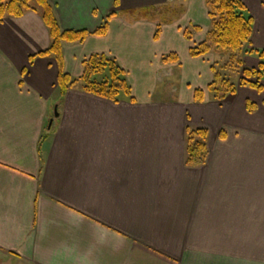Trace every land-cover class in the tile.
<instances>
[{"label":"crops","instance_id":"0c3cea01","mask_svg":"<svg viewBox=\"0 0 264 264\" xmlns=\"http://www.w3.org/2000/svg\"><path fill=\"white\" fill-rule=\"evenodd\" d=\"M48 1L65 31H95L116 11L106 36L64 44L65 68L81 78L92 55L114 58L132 95L80 84L59 102L57 61L30 65L51 45L40 14L0 22V264H264V91L238 82L212 99L216 51L190 54L211 28L206 0ZM242 1L246 47L264 50V0ZM175 72L176 96L155 98ZM188 128L209 131L204 165L186 163Z\"/></svg>","mask_w":264,"mask_h":264},{"label":"trees","instance_id":"16d2710c","mask_svg":"<svg viewBox=\"0 0 264 264\" xmlns=\"http://www.w3.org/2000/svg\"><path fill=\"white\" fill-rule=\"evenodd\" d=\"M121 0H114V7L120 5ZM211 28L207 39L190 50L192 57H203L213 50L224 49L244 51L247 55H256L259 59L257 68H249L241 63L239 85L252 88L259 93L264 91V50H248L253 29L254 19L242 0H206ZM28 12H37L47 26L50 37V47L30 58V65L39 58L53 57L59 67L58 88L60 90V101L63 102L67 93L80 84L84 91L114 101L121 94L132 95V90L126 79V72L120 67L114 58L105 55L94 54L84 61V74L81 78H74L67 73L64 59V44H83L91 36H106L110 29V22L117 15L116 11L109 13L104 23L95 31H65L60 27L55 8L48 0H0V22L6 18H20ZM198 28L191 27L184 30V37L191 41L193 34ZM161 34V26H158L155 39ZM177 54H170L163 57L165 64L177 62ZM217 63L212 67L215 73L214 82L209 85L208 92L212 99L222 101L229 95L237 92V84L224 79L216 70ZM27 70L24 71V74ZM133 100V98H132ZM195 100L203 102L205 91H195ZM248 111L253 112L256 108L254 103L248 102ZM53 118V115L51 116ZM208 138L209 131L204 128L187 129L186 151L187 165H204L208 159Z\"/></svg>","mask_w":264,"mask_h":264},{"label":"rangeland","instance_id":"374dc122","mask_svg":"<svg viewBox=\"0 0 264 264\" xmlns=\"http://www.w3.org/2000/svg\"><path fill=\"white\" fill-rule=\"evenodd\" d=\"M215 51L216 52L214 54L216 56L217 63L216 70L218 74H220L222 78L228 79L234 84L238 83L242 70L241 63L244 66L251 67V61L253 58L246 59L244 55L246 53H244V51L242 50L234 51L218 49ZM178 78L179 75L176 72L171 76H164V78L159 81L155 98H167L168 96H176L174 88H178Z\"/></svg>","mask_w":264,"mask_h":264},{"label":"water","instance_id":"95a60500","mask_svg":"<svg viewBox=\"0 0 264 264\" xmlns=\"http://www.w3.org/2000/svg\"><path fill=\"white\" fill-rule=\"evenodd\" d=\"M58 108H59V106H58V105H56V106H55V108H54V118H58V117H59ZM54 118H52V120L50 121L49 128H51V127H52V125H53V122H54Z\"/></svg>","mask_w":264,"mask_h":264}]
</instances>
